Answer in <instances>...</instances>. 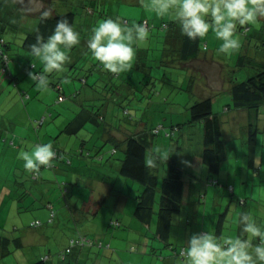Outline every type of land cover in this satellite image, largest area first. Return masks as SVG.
Wrapping results in <instances>:
<instances>
[{
  "label": "trees",
  "instance_id": "1",
  "mask_svg": "<svg viewBox=\"0 0 264 264\" xmlns=\"http://www.w3.org/2000/svg\"><path fill=\"white\" fill-rule=\"evenodd\" d=\"M79 1L80 0H67L64 3L65 9L63 10V12L51 13L47 10H42V14L39 17V21L35 28L29 29L25 34H21L15 31L13 32L12 29H10L9 31V27H11L10 19H15L16 15L13 12L12 8L11 10H9V8L5 7L2 1H0V72L4 78H8L9 84L18 87V80L20 79L19 74L21 72L23 74H29V72L32 71L39 72L43 70V65L39 64L38 60L33 59L31 56L27 59L29 61L22 65V70L19 71V73H15L11 66L13 60H19L24 52L27 51L30 53V45L35 42L36 34L38 32L42 33L46 39L47 36L52 33L58 19L66 17L74 27L76 24H79V20L82 19L83 24L90 25V27L87 29H82L81 27V29L77 30L80 33V38L82 41L83 39H88L92 28L96 24H98V22L112 16V13L109 11V8L106 5L103 4L99 9V3H97V1L99 2V0H82L81 3H78ZM13 8L16 9V11H20L21 9L16 3H14ZM44 13H48V16L45 17ZM17 15L20 18L19 12ZM94 16H96V18ZM141 18H138L136 20H134L133 18L123 19L125 24H132L133 22L144 23L147 26L149 32H152L154 30L158 32L161 31V33H163L162 37L164 38L160 39H166L169 34L168 32L174 29V25L176 23L175 20L169 19L168 17L165 19H161L158 23L155 21L143 20ZM236 31H240L245 35L246 42L244 41L245 43H242V50L238 53L236 58V66L231 70L232 73L230 72L229 74L232 76V78L230 79L231 86L228 88L229 93L227 91V103H224L223 105L225 107V111L228 112L229 110L234 112L237 110L239 112H242V110L247 111L248 117L245 129L247 137L245 139V142H247L248 147L255 148L257 147V145H259V133L261 132L262 127L264 130V117L262 116L264 109V17H260L254 24H247L243 26L237 25ZM181 36L183 40L181 45L183 55H185L187 58H197L200 49H202L203 47V42H205L206 39L198 38L196 41H192L183 34ZM150 42H157V40H152ZM161 42L164 46H166V43H164V41L161 40ZM171 46H169V49L166 47H163L162 49L165 48V50L172 51L175 48L174 45ZM204 46L206 47L207 43H205ZM79 47L80 44L73 46V48L68 51V54H73V56L76 55L82 48L80 47L79 49ZM22 50H24V52H22ZM153 50L154 49L151 48V51ZM149 51L150 50H148L147 52ZM89 54L91 56V52ZM157 56H159V54ZM157 59L158 58H155V60ZM156 62L159 63L161 67L170 64V62L166 63L163 62V60H159ZM96 63L99 62L97 61ZM85 64L86 62H82L81 60V63L79 64L71 63L68 65L69 67L67 66L68 69H71V74L67 72L66 75L71 76V78H74L75 80L79 79L80 81V87L76 88L71 94H68V96H75L77 98L81 96V94H83V88L90 84L88 81L89 77L93 76L96 73L94 72L92 66H86ZM102 70V74L96 76V82H98L99 80L103 82L100 85L102 90L101 96L105 98L108 97L109 99L115 96L113 97V100H116L117 97L119 98V95L116 94V92H118V89H115V83L123 77L126 78V75L124 73L126 70L118 74L111 73L110 71L105 70L103 67ZM244 70L249 72L246 73ZM81 71H86L85 75H82ZM235 71H239L241 72V74L243 71L244 76H242V78H238L234 73ZM79 74H81V76H79ZM150 74L146 77L153 78L152 74ZM53 75H55V73L51 76ZM122 80L126 82V79ZM192 82L194 81L192 80L187 86V90L189 92L190 90H192V87H194V83ZM2 83L3 81L0 82V85ZM150 84L151 81L150 79H148L147 86H149ZM50 85L58 92L57 102L62 103L63 100L68 96L67 93H65L63 90L61 80L52 81L50 82ZM108 92L111 94L109 95ZM18 95L24 105L30 98L28 90L25 89L21 90L20 88L18 90ZM61 97L63 98L60 99ZM187 104H189L187 106L190 113V123H202V125L200 124L201 126H203L202 140H200L202 144L201 158L202 163L206 166L208 172L210 173V175H207L206 180H199L197 186L198 196L201 201L199 203H191L196 204V208L199 207L201 209V217L205 215L206 217H209L213 216V214L215 213L217 214V219L216 221H214V224H212L214 225L212 228V232L220 237L223 235L225 223L230 217V208L233 202V199L230 200L226 205V209L222 211L226 195L228 194L237 197L238 203L240 204H247V199L243 196L242 193L248 192V187L244 186V182H248L249 179L246 178L243 181L244 177L240 175L241 182H236L235 184L234 181L229 182L227 180H223L219 176L223 164L228 161L231 153V151H229L228 149L229 144L227 145V143L229 142L228 137L231 136H227L228 133H226L228 124H230V122H236L237 118L231 119V121L230 119H226V117H223L222 113L214 107L213 97L211 95L202 97L201 99L194 98V100L189 101ZM5 109L6 117L14 116L11 111H9L8 106H6ZM128 111L129 109L126 110V112ZM45 117H43V119H34V126L36 128L35 132L38 131V129L44 124ZM81 117H84L82 111L77 113L72 118V121L67 125L66 129L70 134L77 133L76 129L78 128V125L76 128L75 124ZM239 117L240 118L238 120H241L243 117L242 114H240ZM130 118L132 119L133 117L130 116ZM162 127H164L163 124L152 128L153 130L145 127L135 134L128 135L123 142L124 146H122V143L120 142H117V144L114 143L115 147L113 150H110L111 155L107 158L100 149L94 147V144L92 145L93 149L88 148V140L86 139L82 140L83 142L81 143V145L76 147L75 150L74 148L66 149L52 144L56 152V156L48 166H41L38 172H29L28 170H25V175H27L28 181H33L35 183L32 185V187L23 186L25 188L22 189L21 193L15 198V200H19L20 203L24 204L28 197H33L39 204H30L29 206L31 208H33L34 205L36 206L41 204L47 207L48 215L44 219L40 217L34 219L30 225L32 227H39L42 224L47 226L55 224V226L51 227H53L54 229L56 228V231L53 229V233H56L58 231V227H60L61 225V223H58V217H61V215H59L60 210L65 207V216L72 214L74 210H81V221H79L80 219L77 217L74 218L75 228L78 229L79 225H84L80 222L87 223L86 220L87 218H91V214H93L94 212H99L104 201L96 200L91 190L89 191L88 198L84 195L83 197L76 195L75 198H77V201L71 199L70 197L68 198V193L70 191L74 192V190L77 188H89L88 185L80 184L78 180H71V177L73 178L74 175H72V169L68 168L74 163V155L87 157L94 159L95 162H99L101 164L111 162V165H106L109 171H106L107 168L105 167V169H102L101 172L104 175L106 174L108 183H110L111 188L116 187V189L123 196L126 195L123 194L125 192V189L123 187L127 186L128 183H132L130 182V180L138 182L141 185V188H139V190L134 189L135 194L134 196H132V198L135 203L133 211L131 207V213L147 227H154L156 238L164 241L165 245L171 248L174 255L180 256V250L184 247V244L171 243L169 241V238L171 237V234L173 232L174 216L179 213L181 214L184 209H191L190 205L186 204V202H189L187 200V195L191 196V192L187 194L189 181L184 174L185 170L176 157L177 155L175 157L169 155L167 160H163L166 166V174L164 176H161L156 171V162L154 163V166L150 168L146 164L147 160L153 159L154 157L153 156L152 158H149L148 155V150L152 146L151 139L161 133L162 129H164ZM172 127L173 128H170V130H168L167 132L168 136H171L173 133H176V130L180 129V126L177 124L172 125ZM157 128H159V131H156ZM11 143H14L13 145L17 146L15 145L16 143L13 139ZM230 147L233 146L230 145ZM73 150L74 153H72ZM119 150L122 151L123 156L121 159L114 160L115 158L113 155H115ZM68 151L71 152L69 153ZM18 162L24 163L22 159H18ZM61 163L68 167L61 168ZM57 168L66 172H63L59 176V179H53L54 181L52 182H56V186L51 185V187L46 189L45 185L40 186V184H36V182L38 181L47 179L42 176V172L44 170L54 171ZM112 170L119 173L118 179H121V181L119 182L120 186L110 175L109 172ZM252 174L254 176L251 182L255 185L258 174ZM120 175L125 179L121 178ZM12 183H14L16 186L19 185L14 181H12ZM44 193H49V196L51 198L43 201L41 196H43ZM78 193L80 194V192ZM131 193L128 192V198L131 196ZM253 195L254 194H252V196ZM59 197L65 198L66 204H64L63 199H59ZM216 198L219 199L218 205L215 204L216 201H218V199ZM195 201H198V198ZM74 202H78L80 205L75 206ZM57 203H60L63 208L56 206ZM193 204H191V206ZM22 207H24L26 210L29 209L26 208V205ZM81 208H83V210ZM85 216H87L86 220ZM188 218L194 217L189 216ZM186 223L188 226L184 229L185 232L188 229L191 230L195 228V224L197 222H195L194 219H187ZM111 224L121 226L122 222L121 219L117 218L116 220H112ZM51 227H49L50 230ZM79 231V234L70 235L69 238L66 237L67 245L65 246V248L55 252H51L50 250V252H40V255L42 257H38L30 264H48V262L52 261L55 256H57L61 261H64L67 258L69 252H71L75 247L83 249L85 248V246L90 248H94L95 246H97L102 249L104 248L105 244H107L108 246H112V244L105 243V241H103L102 239H97L92 235L86 234L83 230ZM13 242H15L18 246H23L22 237H11L9 235L0 234V259L4 257V255L11 252L10 246ZM130 249L135 250L137 248L134 245H131ZM154 253H157V251H152V254ZM77 264L85 263L80 262Z\"/></svg>",
  "mask_w": 264,
  "mask_h": 264
},
{
  "label": "rangeland",
  "instance_id": "2",
  "mask_svg": "<svg viewBox=\"0 0 264 264\" xmlns=\"http://www.w3.org/2000/svg\"><path fill=\"white\" fill-rule=\"evenodd\" d=\"M2 1L3 5L9 10L11 8L13 9V12L15 13L16 17H18V12L16 9L13 8L14 1L19 2V5L24 7L26 5H31V8L29 11L30 13H35L39 9L47 8L48 10L52 11L50 9V6L48 4L49 0H0ZM23 11V9H20ZM140 15V13H139ZM167 18V17H165ZM39 21V18H37V22ZM21 24V23H20ZM24 24V23H23ZM31 24V18L28 19L27 23H25V28H22L21 30H13L15 32H19L21 34H25L26 31L30 29ZM11 28H9L10 31ZM235 35L240 40V45L242 42L245 41V35L241 33L240 31H236ZM213 46L219 48V45L222 43L220 40H216L214 33L213 35H209L206 37ZM241 47V46H240ZM239 50V49H238ZM234 51L230 56H226L224 54H219L221 57H223L226 61V67L232 68L236 66V58L240 50ZM161 53V48L159 47L154 48V50L151 53V56L158 55ZM39 64L43 65L42 62L39 59ZM89 61V62H88ZM88 65L92 66V61L87 60L86 62ZM69 67V66H68ZM66 67V70L61 73H55V75L51 76L52 74L48 75L49 79V87L46 91H42L38 89L36 86V83L32 81L29 77V74H23L22 72L19 74L20 79L19 86H15L8 83V78H4L3 75H1L0 72V82L3 81V83L0 85V234L2 235H9L11 237H22L23 239V246L16 245L15 242L12 243L10 246L11 252L4 255L0 259V264H30L34 261V254L36 252H55L58 251L60 248V243L64 242L66 237H70V235H76L79 234V230H83L84 232H89L91 230L95 232H104V234L107 235V240L104 238L105 243H110L112 246H108L107 244L104 245V251L101 258H103L102 264H182V257L174 255L172 253V250L169 246L165 245V242L156 238L155 235V228L154 227H147L143 223H141L134 215L130 212L131 205L130 200L128 199V192L131 193V196H134V189L139 190L141 188V185L138 182L130 180L132 183H128L127 186L123 187L125 189V192L122 195L116 187L110 188L108 187L105 191L104 185L98 187L97 185L92 190L91 188H82V189H75L74 192L70 191L67 196L71 199L77 201L76 195L83 197H89V191L91 190L93 193V196L96 200H102L104 203L102 204L99 212H94L90 215L91 218H87L85 216V220L87 223L80 222L84 225H79V230L75 228L74 225V218H81V211L74 210V212L70 215L65 216L64 215V208L61 206L60 203H57L56 206L63 208L60 210L61 217H58V223H61L60 227H58V231L56 233H53L54 229L51 226H55V224H51L49 226L47 225H41V226H33V228H27L24 226H27L29 224V221L31 219L32 211H34V208H30V212L27 211L24 207L22 210L27 211L24 213H13L11 212V204L13 201L18 200H12L11 198H16L17 195H19L25 187L22 185H15L14 183L10 184L8 181V176L5 175V172L7 170H12L14 166L17 164L18 156L15 154V147L11 141L12 139L15 141V145H19V140L14 137L15 134L18 133L19 128H24V133L27 134V130L30 129V137L34 141L36 138L42 139L45 143H51V139H54L56 141L57 133L61 130V128L64 127L65 123L69 121L72 117L75 115V111L73 109L74 104L77 102L76 99H73L71 96H68V94H71L69 90L67 91V99L63 103L57 102V95L58 92L50 85V82L52 81H58L61 80L63 85H65V88L73 87L74 83L77 85L79 83L78 80H75L73 78H68L66 76V73L71 74V69H68ZM145 70V71H144ZM151 71H153L151 73ZM245 71V70H244ZM231 71H228L230 73ZM246 73L249 71H245ZM86 71H81L82 75H85ZM141 73L149 74L151 73L153 78L149 77L144 80H141L140 82H135L131 78H129L127 84L131 85L133 90L135 92L133 94H136V98L132 97L133 94H129L130 97H125L122 100H120V104L117 107L115 117L111 118L110 122L116 123L115 126H120V124L124 126H127V118H130V116L135 117V119L143 120L145 122V127H147L150 130H153L152 128L157 127L159 124H164V129H162L161 134L154 136V141L150 149L148 150V155H153V145H159L162 146L165 145L168 149L165 147L162 148L163 151H166L168 155H172L175 157V149L172 147H175V144H177L176 141H174V133L171 136L167 135L168 130H170L171 123L174 125L178 122L183 123L187 119H190V113L188 110V100L187 97L189 96L188 90L185 92H180L177 89V86H182L181 79L183 78L182 70L178 69L176 66H170V64L165 65L161 67L159 63L156 62V60H149L141 70ZM232 73V72H231ZM235 75L238 78H242L244 76V72L235 71ZM79 74V76H81ZM150 74V75H151ZM211 74V72H210ZM90 82L92 83L93 78L89 77ZM150 79L151 84L147 86V81ZM180 80V82H178ZM177 85V86H176ZM216 85V83L214 84ZM21 88L28 90V93L31 95L30 102L35 101L38 104H43V108H47L40 116L33 117L32 119L47 117L46 123L41 126L38 130V132H34V124L33 120H30L31 117H29V111L27 106L24 105L21 98L18 95V90ZM79 87V85H78ZM157 92H155V91ZM151 93V98L154 100L153 103H150V101L146 98ZM201 89L196 90V86L194 89V92L196 93V97L198 99H201L203 95H200ZM214 91V89H213ZM147 95V96H146ZM209 95H214L213 99H215L214 107L218 109V106H223L224 103H227V100L225 101L227 95L224 92L215 91L214 94L209 93ZM142 96L139 100H137V97ZM201 96V97H200ZM80 100V97L78 98ZM76 101V102H75ZM29 102V101H28ZM27 102V104H28ZM9 107V111L14 116L9 117V122L15 124V127H18V129L12 130L9 122H6V125L9 128H5L2 125L3 118H6L5 107ZM224 106L220 110L223 117L230 118L231 115H235L236 113L233 111L227 112L224 109ZM125 109H129L128 112H125ZM17 116V117H15ZM108 120V119H107ZM63 122H65L63 124ZM133 122V120H132ZM202 125V123H199ZM246 122L245 119L242 118L241 120H237L236 122H230L228 124L229 129H227L228 135L233 136L232 145L239 144L240 141L243 143V138L246 139L247 134L246 130L244 128ZM49 126V127H48ZM198 126V125H197ZM14 127V128H15ZM193 133H192V142L193 147H195L194 142L197 139L202 140L201 132L203 130L200 129V134L198 131V128L195 126H192ZM2 130V131H1ZM48 134H47V132ZM56 131V132H55ZM34 132V133H33ZM54 132V134H53ZM83 138L88 139V148L93 149L92 145L95 141L94 137H90V134L86 131H82ZM203 134V132H202ZM54 135V136H50ZM167 135V136H166ZM236 135V137L234 136ZM54 137V138H53ZM29 141H27L28 143ZM229 144V145H228ZM101 145V141H98V147ZM229 151H231L230 142L227 143ZM114 146V143L109 141L105 142L101 148L102 153L105 154V157H109L110 150ZM72 148V147H71ZM249 148L245 144V149L249 151ZM253 151L257 153L256 158H259L260 163L254 165L256 168H262L261 161L263 159L264 164V156L262 158V151L264 149V130L262 127L261 132L259 133V145L257 147H251ZM30 149V148H29ZM76 147L74 148V150ZM74 150L72 153H74ZM72 151V150H71ZM70 151V152H71ZM69 152V151H68ZM69 152V153H70ZM181 154H185L180 149ZM179 151H177L178 154H180ZM254 154V153H253ZM114 156V160L121 159L123 156V153L121 150H119ZM74 164L77 163V158L80 156L74 155ZM87 158V157H86ZM232 156L230 157V160H232ZM250 160L247 159V162ZM106 162V161H105ZM246 162V163H247ZM22 163V162H21ZM245 163V162H244ZM106 171H109L108 167H106ZM185 172V176L189 174H193L194 170L192 167H189L188 165L183 166ZM253 166H247V164H244L243 167H240V171L238 169V166L235 164L232 165V172H239L238 177L237 174L232 175L233 179H235L238 183L241 182L240 175L243 176V181L248 178V182H244V186L248 187V192H243V196L247 199V204H240L238 203L237 197L226 195L223 210L226 209V205L230 200L233 199L232 205H231V212L230 217L225 223V228L223 230V235H239L240 234V228L239 225L235 223V220L238 219L239 214L242 212L251 213L253 217L257 220V223L264 226V167L261 169V174H258V177L256 178L255 185L251 182L253 178V174L249 173V171H253ZM90 170V169H89ZM104 171V170H103ZM92 172L91 175L93 178H96L97 172ZM242 172L243 175L240 173ZM106 173V172H105ZM110 175L114 178V181L118 183L121 179H118L119 173L115 171H110ZM121 176V175H120ZM121 178H124L121 176ZM125 179V178H124ZM123 180V179H122ZM128 180V181H129ZM125 181V180H124ZM15 182V181H14ZM96 182V181H95ZM35 182L29 181L28 187H32V185ZM243 185V184H242ZM263 185V186H262ZM102 190V191H100ZM80 192V194L78 193ZM252 194H254L252 196ZM39 197V196H38ZM59 199H63V203H65V198L59 197ZM33 203L39 204L37 201H35V198L32 197ZM133 203V200H132ZM135 203V202H134ZM38 211V210H37ZM124 211L127 214V218L122 222L121 226L112 225L111 221L116 220L117 218L120 219L123 215ZM133 211V207H132ZM39 217L42 218V213H39ZM95 215V216H94ZM188 218V211L187 209L181 214H176L174 216L173 220V232L171 234V237L169 238V241L174 244H186V234H185V228L188 226L186 221ZM96 219V220H93ZM91 220V221H90ZM134 220V221H133ZM81 221V219L79 220ZM156 221V216H155ZM71 224V226H70ZM182 226V227H180ZM24 227V228H23ZM51 227V230L50 228ZM54 229V230H53ZM181 229V232H180ZM48 230H50L48 232ZM192 230V229H191ZM56 231V230H55ZM28 232H31L30 237H28ZM38 232L40 236L43 232L47 233L49 236V242L46 246H44L43 242L35 243L32 242V240L35 238V233ZM126 236L124 239H122V236ZM103 237V236H101ZM143 237L145 240L142 242H139L138 238ZM131 245H134L137 249L131 250ZM109 248V249H108ZM112 250V252L110 251ZM115 249V250H114ZM50 250V251H49ZM168 251V252H165ZM152 251H157V253L152 254ZM120 255V256H119Z\"/></svg>",
  "mask_w": 264,
  "mask_h": 264
},
{
  "label": "crops",
  "instance_id": "3",
  "mask_svg": "<svg viewBox=\"0 0 264 264\" xmlns=\"http://www.w3.org/2000/svg\"><path fill=\"white\" fill-rule=\"evenodd\" d=\"M67 0H49L48 4L50 6V10H48L47 8H42L37 10L35 13H30L31 11H29V9L31 8V5H26L24 7L19 5V2L14 1V3L18 4V6L20 8L23 9V11H19L17 10V12H19V17H16L15 19H10L11 21V29L13 30H21L22 28H25V23H27L28 19L31 18V24H30V29L31 28H35V26L37 25V18H39L42 14V10H47L51 13H55V12H63V10L65 9L64 7V3ZM82 0H80L78 3H81ZM92 1H96V0H92ZM97 3H99V9L100 7H102V5H106L109 8V11L112 13V18H116L119 17L121 19V21L123 23L124 19L123 18H133L134 20L141 18L143 20H147V21H155V22H160L161 19H165V17H158L154 12L150 11V10H146L140 3V0H99V2L97 1ZM16 8V7H15ZM140 13V15H139ZM96 18V16H94ZM169 18V17H168ZM170 19V18H169ZM21 23V24H20ZM24 23V24H23ZM90 24V23H89ZM87 29L90 27V25H86L82 23V19L79 20V24L75 25V29L79 30V29ZM86 31V30H85ZM84 31V32H85ZM14 32V31H13ZM150 36L148 38L147 41L145 42H141L137 47V52H136V57L132 63V67L128 70H126L125 73V77L126 78H122V79H126L124 82L122 79L118 80L115 83V89H118L116 92L117 95H119V98L117 97L116 100H113V97H111L110 99L107 97H103L101 96L102 90L100 85L103 83L101 80H99L98 82H96V76L99 74H102L103 70H102V66L99 63H96L97 61L90 56V50L87 47V39H83L81 41L80 38V47H82L80 49L79 47V51L76 55L73 56V54H68L69 56V60L66 62V67L71 64V63H75V64H79L82 62H87V60H91L92 61V68L94 70V72H96L93 76H90L93 78L92 83L90 82V79H88L89 83L87 86H85L83 88V91L80 97V100H78L77 97H72L73 99H76V103L73 106V109L75 111V115L79 112H83L84 117L79 118V121L75 124L76 128L78 125V128L76 129L75 134H70L69 131L66 129L67 125L69 124V122L72 121V118L69 119V121L67 122V124L65 122H63V124L65 123L64 127L61 128V130L57 133L58 135L56 136V141H54V139H51V144L55 145V146H60L62 148H66V149H70L78 147L79 145H81V143L83 142L82 140H84L85 138H83V134L82 131H86L88 133V135L90 134V137H94L95 141H94V147H96L97 149L102 148L103 144L105 142H113L116 143L120 142L122 143V146H124L123 142L126 139V137L130 134H135L138 131L142 130L145 128V122L143 120H139L135 119V117L131 118H127V126H124L122 124H120V126H115L116 123L114 122H110L111 118L115 117V113L117 110V107L120 104V100H122L125 97L132 98L135 97L136 98V94H133L135 92V90H133L134 87H132L131 85L127 84V80H129V78H131L132 80H134L135 82H140L141 80L146 79L147 74H142L141 70L142 67L151 59V60H155V58H158L156 61H161L163 60V62L169 63L170 62V66H176L178 69L182 70V75L183 78L181 79V84L182 86H177V89L180 92H185L187 91V86L188 84H190V82L193 80L194 82V87H192V90H190L189 92V96L187 97L188 102L194 100V98L198 99L196 97V93L194 92L195 86H196V90L198 91V89H201L200 91V95H203V97L209 96V93L214 94L215 91L224 92L226 95L229 93L228 88L231 86L230 84V79L232 78L231 75H229L230 73H228V71H231L232 68H227L226 67V63H225V59L223 57H221L218 53H217V47L213 46L211 44V42L205 37L206 41L203 42V47L202 49H200V52L197 56V58H190V57H186L185 55H183L182 52V33L180 30V25L176 22L174 25V29L172 31H169L168 33V37H166V39H160V38H164L163 33H161V31H152L149 32ZM209 35H213V33L211 32V30L209 31ZM152 40H157V42H153L151 43L150 41ZM162 41H164V43H166V46H164L162 44ZM217 40V39H216ZM246 42V41H245ZM242 42V43H245ZM207 43V46L205 47L204 44ZM241 43V46H242ZM174 45V50H165L162 49L163 47H166L169 49V46ZM161 48V53L159 54V56L156 55V57L154 55L151 56V48ZM172 47V46H171ZM73 48V47H72ZM74 50V49H72ZM148 50H150L149 52H147ZM239 50L241 51L242 48L240 47ZM238 50V51H239ZM22 52H24V50H22ZM149 54V55H148ZM22 57L17 60L14 59L11 66L12 69L15 73H19V71L22 70V65L26 62H28L29 60H27L30 55L29 52H24L23 55H21ZM90 56V57H88ZM79 62V63H77ZM89 62V61H88ZM172 62V64H171ZM86 66H89L87 63L85 64ZM72 67V66H70ZM90 68V67H89ZM145 71V70H144ZM153 71H151L152 73ZM211 72V74H210ZM68 78H71V76L66 75ZM104 76V74H103ZM74 79V78H73ZM79 81V79H76ZM180 82V80L178 81ZM216 83V85H214ZM62 86H63V90L65 93H67V91L69 90L70 92H73L76 88H78V85L80 87V81L77 85H75L76 83L72 84L74 85L73 87H71L70 84V88H65V85H63V83L61 82ZM39 89V88H38ZM214 89V91H213ZM112 91V90H111ZM155 91V90H153ZM228 91V93H227ZM110 92V90H109ZM108 92V93H109ZM157 92V91H155ZM119 93V94H118ZM150 95H148V97H146L150 103H153L154 100L151 98V93L152 91L149 92ZM111 93H109L110 95ZM132 95V97H130V95ZM128 95V96H127ZM147 96V95H146ZM212 97L214 95H211ZM201 97V96H200ZM140 98H142V96L137 97V100H139ZM67 98H65L63 100V102L66 101ZM31 100V95L29 100H27L25 106H27L28 111H29V117L30 120H33V124H34V119H32L33 117H38L40 116L45 110H47V108H43V104H38L35 101L30 102ZM118 100V101H117ZM228 100V97H226L225 101ZM62 102V103H63ZM213 102H215V99H213ZM155 103V102H154ZM224 106V105H223ZM223 106H218V110L220 111L222 109ZM225 110V107L223 108ZM127 109H125L126 112ZM228 112V111H227ZM229 112L233 113V111ZM235 115H231L230 118L226 117V119H234L237 118V120L240 118L239 115L242 114V118L245 119V122L247 121V117H248V113L246 110H242V112H239L238 110L235 111ZM74 115V116H75ZM89 115V116H88ZM87 116V117H86ZM262 116L264 117V109H263V113ZM17 117V116H15ZM108 119V120H107ZM9 117L3 118V122L2 125L5 128H9L6 125V122H9ZM133 120V122H132ZM47 121V117H45V122ZM232 121V120H231ZM10 126L12 128L13 131H15L14 129H18V127H15V124L10 123ZM43 124V125H44ZM163 124V123H162ZM247 124V122H246ZM246 124L244 126V128L246 129ZM42 125V126H43ZM160 125V124H159ZM164 125V124H163ZM172 125H174L173 123H171V127L173 128ZM177 125L180 126L179 130H176V133H174V141L177 142V144H175V147H172L175 149V156L178 158V160L180 161V164L183 166H189L192 167L194 170L193 174H189L186 176V178L188 179V192L187 194H189L191 192V196L187 195L188 197V201L186 202V204L190 205L191 209H188V217L193 216L194 218H187L189 219H194L195 222H197L195 225V228H193L192 230H187L185 232L186 234V239L185 242H187L191 235L195 232H204V231H212V228L214 225V221H216L217 217H216V213L213 214V216H209L206 217L203 216L201 217L200 214H202L201 209L198 207L196 208V204L193 203H199L201 200L199 199L198 196V183L199 180H206L207 175H210V173L208 172L206 166L202 163V158H201V151H202V144L200 142V139H197L194 144L195 147H193V142L192 140V133H193V128L192 126H195L198 128L199 134H200V129H202V126L199 123H190L189 119H187L186 121H184L183 123L178 122ZM198 125V126H197ZM15 127V128H14ZM35 127V126H34ZM49 127V126H48ZM71 128V127H70ZM69 128V129H70ZM41 129V128H39ZM38 129V130H39ZM229 129V127H228ZM24 128H19L18 129V133L14 135V137L16 139L19 140V145H17L15 147V154L18 156V152L21 149L24 150H30L31 147H34L36 144H41V143H45L42 139H38L36 138L34 141L32 140V138L34 137H30V129L27 130V134L24 133ZM36 128L34 129L35 132ZM2 131V130H1ZM33 132V133H34ZM38 132V131H36ZM47 132V131H46ZM56 132V131H55ZM48 134V132H47ZM54 134V132H53ZM161 134V133H160ZM50 136H54V135H50ZM167 136V135H166ZM201 136H202V132H201ZM236 137V135H234ZM54 138V137H53ZM88 140V139H86ZM152 140V144L154 141V138L151 139ZM228 140L230 142V145H232V141L233 140V136H229ZM27 141H29L27 143ZM98 141H101V145H99L98 147ZM245 144L247 145V142H245V139L243 138V143L239 144H234L232 145L233 147H231V153H230V157L232 156V160H230V158L228 159V161L226 163L223 164L219 176L223 179V180H227L229 182L234 181V183L236 184V180L233 179L232 175L238 174L239 172H232L231 168L232 165L235 164L236 166H238V169L240 171V167H243L244 164H247V166H253V171H249V173H254V174H260L261 169L264 167L263 164V159L261 161V166L262 168H256L254 165L256 164L257 158L256 155L257 153L255 151L252 150V148L249 149V151L247 149H245ZM115 146L112 147V150L114 149ZM165 147L166 149H168L165 145L162 146V148ZM30 148V149H29ZM180 149L185 153V154H181ZM176 150L180 152V154L176 153ZM262 151V158L264 156V150ZM254 153V154H253ZM153 155L149 154V158H152ZM154 159V157H153ZM247 159H249L250 161L247 162ZM156 168H157V172L161 175L164 176L166 174V166L165 163L163 162V160H156ZM245 162V163H244ZM247 162V163H246ZM23 163L18 162L17 164L14 166V168L12 170H7L5 172V175L8 176V181L11 179V181L9 182L10 184H12V181H15V183L17 182L19 185L22 186H28V177L27 175H25V168L22 166ZM106 165H111V162L105 163V164H101V163H97L94 161V159L91 158H86V157H79L77 158V163L76 164H72L69 167L64 165V164H60L61 168L63 167H68L71 168V172L72 175H74V177H71V180H78L80 182V184H85L88 185L89 188H91L92 190L95 188V186L97 185L98 187L101 188L102 185H104V190L106 191L108 187L111 188L110 183H108V179L106 177V174L104 175L101 170L105 169ZM90 169V170H89ZM90 171H95L98 172L96 175V178H93V176L91 175L92 172ZM66 172L64 170L61 169H56L54 171L51 170H44L42 172V176L47 178L44 179L42 181H38L36 182V184H40L41 185H45V188L48 189L49 187H51V185L56 186L57 183L56 182H52L54 181L53 179L57 178L59 179L60 175ZM242 175L243 173L240 172ZM106 177V178H105ZM238 177V175H237ZM47 180V181H46ZM96 181V182H95ZM102 191V190H100ZM42 200L45 201L48 198H51L49 196V193H44L43 196H41ZM198 201H195L197 200ZM12 200H15V198H11ZM29 199V200H28ZM28 199L23 203H20L19 200L17 202L13 201L11 204V212L13 213H24L29 211L30 212V204L33 203L32 201V197H28ZM131 202V205L129 207H133L134 209V200L132 198V196H130L128 198ZM218 199V198H216ZM133 200V203H132ZM193 202V203H191ZM219 199L218 201H216L215 204L218 205ZM75 206L76 205H80L78 202H74ZM191 204H193L191 206ZM26 208H29L27 211L22 210V206H25ZM33 208L35 209L34 211H32V215H31V219L29 221V224L27 226V228H33L30 224L32 223V221L36 218H39V213H42V218L44 219L47 215H48V210L46 206L41 205H34ZM79 209V208H77ZM83 210V208H81ZM38 210V211H37ZM79 211H81L79 209ZM131 212V211H130ZM90 215V214H89ZM95 216V215H94ZM127 218V214L124 211L123 215L121 216V221L125 220ZM96 220V219H93ZM134 221V220H133ZM23 227V228H24ZM49 232V231H48ZM47 232V233H48ZM47 233L43 232L42 235L44 236V239L42 236H40V234L38 232L35 233V238L32 240V242L35 243H39V242H43L44 246H46L49 242V236L47 235ZM86 234L92 235L97 239H102L103 241L105 240L104 238H107V235L104 234V232H95L93 230L89 231V232H85ZM31 232H28V237H30ZM103 236V237H101ZM122 236V235H121ZM127 236V235H126ZM126 236H122V239H124ZM23 240V239H22ZM105 240V241H106ZM139 242L144 241L145 239L143 237L138 238ZM67 239H65L64 242H61L60 244V249L65 248V246L67 245ZM182 244V243H181ZM103 251L104 249H100L99 247L95 246L94 248H90V247H86L83 249L80 248H73L71 252H69L67 258L64 261H61L57 256H55V258L48 262V264H77L80 262H83L85 264H102L103 258ZM111 251V250H110ZM112 252V251H111ZM165 252H168L165 250ZM120 256V255H119ZM38 257H42L40 255V252L38 254V252H36L34 254V260L37 259ZM112 264V263H109Z\"/></svg>",
  "mask_w": 264,
  "mask_h": 264
},
{
  "label": "clouds",
  "instance_id": "4",
  "mask_svg": "<svg viewBox=\"0 0 264 264\" xmlns=\"http://www.w3.org/2000/svg\"><path fill=\"white\" fill-rule=\"evenodd\" d=\"M140 3L158 17L175 20L181 33L192 41L205 38L211 30L222 41L217 53L226 56L241 46L235 35L237 25L254 24L264 17V0H140ZM149 36L142 22L125 24L119 17H107L92 28L87 47L105 70L118 74L132 67L136 46ZM79 43L80 33L66 17L57 20L46 39L42 33L36 34L29 55L42 62L43 70L29 72V77L40 90L48 89V74L66 70L68 51ZM152 151L154 159L146 161L149 168L156 160L169 157L159 145H153ZM55 156L51 143L36 144L30 150L18 152V158L29 172L48 166ZM256 162L260 163L259 158ZM235 223L239 225V235L218 237L212 231L193 233L180 250L182 264H264V226L247 212L240 213Z\"/></svg>",
  "mask_w": 264,
  "mask_h": 264
},
{
  "label": "built area",
  "instance_id": "5",
  "mask_svg": "<svg viewBox=\"0 0 264 264\" xmlns=\"http://www.w3.org/2000/svg\"><path fill=\"white\" fill-rule=\"evenodd\" d=\"M62 98H63V97H61L60 99H62ZM158 129H159V128H157L156 131H159Z\"/></svg>",
  "mask_w": 264,
  "mask_h": 264
}]
</instances>
